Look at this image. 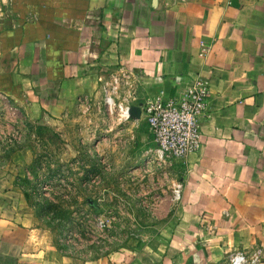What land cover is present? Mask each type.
<instances>
[{
	"label": "crops",
	"instance_id": "1",
	"mask_svg": "<svg viewBox=\"0 0 264 264\" xmlns=\"http://www.w3.org/2000/svg\"><path fill=\"white\" fill-rule=\"evenodd\" d=\"M197 77L209 90L203 143L173 159L181 194L159 232L95 259L66 254L0 165V247L24 235L14 264H215L257 249L264 264V0H0V94L27 118L108 93L147 137L146 100L177 97Z\"/></svg>",
	"mask_w": 264,
	"mask_h": 264
},
{
	"label": "rangeland",
	"instance_id": "2",
	"mask_svg": "<svg viewBox=\"0 0 264 264\" xmlns=\"http://www.w3.org/2000/svg\"><path fill=\"white\" fill-rule=\"evenodd\" d=\"M128 114L104 96L81 97L60 118L30 119L0 94V165L12 168L24 210L66 254L99 258L158 233L174 214L179 166ZM17 239L0 247V257L12 249V264Z\"/></svg>",
	"mask_w": 264,
	"mask_h": 264
},
{
	"label": "built area",
	"instance_id": "3",
	"mask_svg": "<svg viewBox=\"0 0 264 264\" xmlns=\"http://www.w3.org/2000/svg\"><path fill=\"white\" fill-rule=\"evenodd\" d=\"M209 48L202 47L201 54L205 55ZM112 90L117 89L119 77L114 76ZM209 90L204 81L197 77L195 81L186 88L179 96L165 99L161 95L146 100L141 107L145 121L151 131L157 146V151L162 157L168 159L185 158L192 153L198 152L203 143L202 122L206 115ZM111 99L113 104H109ZM105 102L111 110L115 104L113 97L107 93ZM122 113L129 111L128 118L131 116L130 108L120 106ZM124 116V115H123ZM125 117V116H124ZM182 183L175 184V198L179 199ZM262 255L257 250H236L215 264H261Z\"/></svg>",
	"mask_w": 264,
	"mask_h": 264
},
{
	"label": "bare ground",
	"instance_id": "4",
	"mask_svg": "<svg viewBox=\"0 0 264 264\" xmlns=\"http://www.w3.org/2000/svg\"><path fill=\"white\" fill-rule=\"evenodd\" d=\"M108 102H109V103H111V104L113 103V101H112L111 99H109V101H108ZM125 113H126V114H128V113H129V111H126V110H125Z\"/></svg>",
	"mask_w": 264,
	"mask_h": 264
},
{
	"label": "water",
	"instance_id": "5",
	"mask_svg": "<svg viewBox=\"0 0 264 264\" xmlns=\"http://www.w3.org/2000/svg\"><path fill=\"white\" fill-rule=\"evenodd\" d=\"M135 110V109H134ZM135 112H136V110H135ZM137 112H138V110H137Z\"/></svg>",
	"mask_w": 264,
	"mask_h": 264
}]
</instances>
